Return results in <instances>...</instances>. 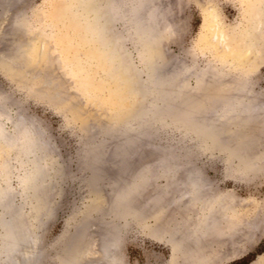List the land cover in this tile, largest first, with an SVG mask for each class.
Returning a JSON list of instances; mask_svg holds the SVG:
<instances>
[{
    "label": "rangeland",
    "instance_id": "374dc122",
    "mask_svg": "<svg viewBox=\"0 0 264 264\" xmlns=\"http://www.w3.org/2000/svg\"><path fill=\"white\" fill-rule=\"evenodd\" d=\"M4 1L7 7L0 30V54H11L12 61L16 62L13 61L15 67L3 63L4 73L0 72V93L8 98L6 109L10 116L4 118L3 126L10 132L17 117L28 118L44 143L46 157L43 166L46 167L43 169L50 175L54 171L56 174L46 177L50 189L47 194L50 210L46 217H39L35 229L40 247L37 264H56L59 258L67 256L68 245L78 247L81 241L83 243V237L88 236L95 250L88 256L93 257L96 253L99 256L98 244L100 246L102 242H99L104 240L111 226L119 229L117 250L122 264H230L262 244L264 111L250 117V120L245 115L239 116L235 123H242L240 128L236 124L231 129L225 121H216L209 109L229 94H235L239 99L240 93L237 92L244 95L252 93L254 101L264 107V0H165L163 23L169 24V31L159 33L153 39L154 52H151V46L148 47L150 49L146 47L141 34L133 32L127 24L126 15L121 10L129 0H116L120 3L121 12L114 13L115 28L124 40L120 53L124 55L130 51L131 63L141 71L139 76L142 79L145 74L141 60L147 61L149 55L156 58L157 65L173 70L172 73H184L187 88H194L197 77L201 79L203 84L197 91L210 100L200 99L197 105L195 101L194 111L198 109V113H203L199 115L196 112L195 115L198 114L196 118L203 126L214 124L211 128L215 129L217 137L206 132L207 129L196 128L189 121L187 123V120L177 117L168 122L156 118L140 121L131 117L138 104L137 94L135 88L129 87L130 80L121 78V73L135 71L127 69L126 72V67L122 69L119 64H113L112 50L105 46L107 41L102 36L104 30L92 20V16L99 15L101 10L91 13L93 9L88 0ZM11 4L13 8H21V20L24 22L20 33L14 36L15 40L19 37L28 40L25 32L31 29L35 37L30 47L31 51L35 49L34 57L40 42L45 47L43 66L41 69L34 67V73L29 74L31 79L24 76V69L23 73L20 71L25 59L11 51L10 24L14 19ZM112 6L114 8V3ZM209 7L214 9L208 11ZM214 11L221 21L222 38L213 33L211 36V31L203 27L204 15ZM256 50L260 52L256 53ZM8 67H13L12 75ZM176 85V82L172 84L171 89L178 88ZM181 93L178 101L183 103L188 93ZM217 123L222 126L220 133ZM19 150L18 146L8 147L0 143V186L6 179L12 192L11 201L18 204L21 213H25L29 204L24 202L25 196L20 193V188L27 165ZM230 150L233 155L237 152L243 162L233 157ZM159 162L175 165L173 185L167 189L170 174L166 172L165 176H154L157 178L150 179L148 186L140 189L132 200L135 206L140 207L137 216L128 219L117 214L112 217L109 214L111 188L123 186L143 164ZM154 169L158 175V168L157 171ZM194 172L205 181L207 202L212 204L223 198L225 208L212 215V224L215 219L217 225L213 224L210 231L213 232L205 233L200 239L201 245L193 246L190 240H186L180 246L185 251L183 256L174 261L176 256L171 249L174 244L168 241L169 238L173 242H182L190 234L192 223L196 224L200 216L198 205L192 204L187 197L191 186L185 183L189 174ZM94 174L99 175L95 178L99 179L97 184ZM108 182L113 183L108 187ZM96 189L102 191L99 192L102 194L101 204V199L99 202L95 199L98 195ZM177 195H182L179 204L173 203ZM152 196H159L155 204L143 205ZM158 208L161 215H158ZM176 225L182 229L177 233L173 232ZM150 228L157 233L154 234L158 239L151 235ZM189 253H194L195 257ZM258 256L249 264H264V258L256 262ZM84 258L83 262L91 261L89 257L90 260Z\"/></svg>",
    "mask_w": 264,
    "mask_h": 264
},
{
    "label": "bare ground",
    "instance_id": "6f19581e",
    "mask_svg": "<svg viewBox=\"0 0 264 264\" xmlns=\"http://www.w3.org/2000/svg\"><path fill=\"white\" fill-rule=\"evenodd\" d=\"M3 1L4 0H0V30H1V25L5 21L3 13L6 12L5 9L7 7V6L5 7L6 4H5V1L4 2ZM21 1L24 2L23 0H21ZM21 1L17 0V2H21ZM163 1H165V0H129L127 2L126 6L123 8V10H121V7L119 6L120 3H116V0H88V4L93 9V11H91V13H94L97 10L98 11L101 10V13L99 15L92 16L93 17L92 20L95 21V23L97 24L96 26H99L104 30L102 36L107 41V45H105V46H107V48H110L112 50V56L111 57H112V60L114 61L113 64H115V65L119 64V66H121L122 69H123V67L124 68L126 67V70H125L126 72L128 70H133L137 74L136 75L135 73H132V72L121 73V78L130 80L131 83H128L130 85V86L129 85L128 86L130 88H132L133 90L135 88L136 94H137L136 98H137L138 104H137L135 110L132 111L134 113L132 114L131 117L135 118V119L137 118L140 121H141V119H144V118L145 119L146 118H156V119H160L163 122H165V121L168 122L169 119L173 120L175 117H177L176 119L187 120V123L189 121V123H191V125L195 126L196 128H200V129L202 128L203 130L207 129L206 132L208 131V133L210 135H213V136L215 134V136L217 137L216 132L214 131L215 129L211 128L214 126V124L209 123V124H206V126H203L204 124L201 123L200 120L196 118V116L198 117V114L203 115V113L201 114V113L197 112L198 109H196V112L198 114L195 115L196 114V112L194 111L195 110V106H194L195 101H196L195 105H197L198 101L200 103L201 100H204L207 102L210 100L208 98L202 97V96H206V95H201V93H199V91H197L199 85L203 84V83H201L203 81L200 82L201 79L199 80L197 77L196 81H195L194 88L192 86H191L192 88H187L188 85L186 83L187 80H186V76L184 73L181 75H176L175 74V73H177L176 71L172 73L173 70L171 71L170 68H165V66H162V64L157 65V61L155 60L156 58L154 59L152 55H149L147 57V61H146V59L141 60L142 63L140 65L141 66L143 65V72L145 74V78L142 79L139 76L141 71L137 67H135L136 65H133L131 63L130 51H127V53L124 55L122 53H120V50H121L120 48L123 47L124 40H123L122 36L120 35V32H118V30L115 28L116 20L114 18V13L118 14L121 11L124 12L123 14L126 15V18L128 21L127 24L129 25V28L133 32L136 31L137 33L141 34V37L144 41V44L146 45L147 48L151 46L152 48L151 49L148 48V49H150L152 52L153 47H154L152 45L153 39H156V37L159 33L162 34L163 32L169 31V26H168L169 24L166 21H165L166 22L165 24L163 23V18H164L163 13H162ZM9 2H10V0H9ZM7 3H8V1H7ZM15 3L16 2H14L12 4H15ZM113 3H114V8L112 6ZM12 4H11V6L13 8ZM21 5H22V3L20 4V6ZM210 7L208 8V11H212V9H214V8L211 9ZM8 10H9V8H8ZM116 10H117V12H116ZM13 11H14V13H13ZM13 11H12V13H13L12 15H14V19L12 20V22L10 24L11 29H12L11 30V38H10L12 48H11V45L9 47L11 48V51L13 50L16 53H18L20 55V57H23L21 59H23V60L25 59V63H23V66H22L23 68H21L20 71L22 70L21 72L23 73V71L25 70L24 76H28V78H30L31 75L29 76V74L34 73L33 72L34 67L41 69L43 66L42 62L46 57L43 55V53H45L44 52L45 47H43V43L40 42L39 46L36 48V50H37L36 57H34L35 55H33V51L35 49L34 50L32 49V51H31L30 47L32 45V41L35 40V39H33L35 37H33L34 31H32L31 29L30 30L28 29V31L25 32L26 38L28 40H25V41L23 39L21 40V39H19L20 37L15 40L14 36H16V34L20 33L21 27L23 26L24 22L21 20V13H22L21 8L20 7H14ZM204 16L205 17H204V21H203V27L211 31L210 35L213 33V35H218L221 38L224 37V35L222 36V33H221V30H222L221 29L222 28L221 21L218 18L217 13H215V11H214L211 14H207ZM0 33H1V31H0ZM2 33H3V31H2ZM1 36H2V34L0 35V40L2 38ZM8 37H9V35H8ZM9 44H10V42H9ZM253 45H252V47H253ZM114 49H116L117 52H115L116 50L114 51ZM255 49H258V48H255ZM263 51L264 50H262V52ZM151 52L149 54H152ZM257 52H260V50H256V53ZM153 54H155V53H153ZM263 55H264V52H263ZM12 59H13V55L11 56V54H9V55L0 54V72H3V68L5 69V67H3V65H2L3 63L7 64L9 67L12 65H13V67H15L14 62H16V61L13 60L14 61L13 62ZM7 65H6V67H7ZM174 65H172V66H174ZM13 67L11 69H13ZM11 69L9 71L10 74L13 73V72H11ZM16 69L18 70L19 68H16ZM177 71H179V70H177ZM14 74H16V73H14ZM19 74H21V73H19ZM21 76H23V75L21 74ZM202 79H203V77H202ZM175 82H176V84H178V86L176 85L178 88H176L177 90L176 89L172 90L171 85L174 84ZM229 89H230V87H229ZM133 90H131V91H133ZM231 90H233V89H231ZM185 91L188 94H187V97L185 96L186 99L184 100V102L181 103L178 101V97L182 94L181 92H185ZM196 91L200 95H198L196 93ZM237 93H240L239 97L241 99L240 98L238 99L237 97H235L234 96L235 94L234 95L229 94L226 96L225 99L221 98L219 100V99L215 98L217 101L219 100L220 102L217 103L218 105H216L214 108L209 109L210 110L209 112L211 114H213V116L216 118V121L218 120V121H221L222 123H224V121H225L226 122L225 124L228 125L231 129L234 128L233 126H235L237 124V122L235 123V120L239 116L245 115L248 118V120H250V117H254V116H256V114L260 113L261 111H264L263 110L264 107L262 108L261 105L257 101H254L255 99H254V97H252V93L246 94V95H244L245 93H243V92H237ZM241 93L243 94L242 96H241ZM184 95H185V93H184ZM228 96H230V97L228 98ZM7 99L8 98L5 94L0 93V143L3 145H6L8 147L18 146V149L21 150V151L19 150L21 152L20 155L24 156L23 159H24L25 163L24 162L23 163L27 165V170L22 175L20 193L23 196H25L24 202H26V201L28 202L29 208H28L27 212L25 211V213L20 212V208H19L18 204L15 205L11 201V193L12 192H11L10 186L6 183V179H5L4 180L5 183L2 186H0V264H37V260H38V256H39V251H38V247H39L38 242L39 241H38V237H37L38 234L36 233L35 229L38 227L37 225L39 222V217L42 215H45V217H46V215L48 214V212L50 210L49 205H51V203L48 205L49 202L47 201V197H48L47 194H48V191H50V189L48 190V185L46 184V177L50 178V176L52 174H53V176L56 174H54L55 173V171H54V173H52L50 175V173L48 174V171L43 169V167L44 168L46 167V166H43L44 160L46 157L43 153V144L44 143L42 144L40 138L36 135L34 126H33L32 122L30 123L28 121V118H24L22 116L17 117L14 120V123L12 126L13 129L10 132H8L4 129V126H3L4 118L7 119V117L8 118L10 117V116H8V114H7L8 111L6 109V106L8 104ZM176 99H177V101H176ZM215 104H216V102H215ZM205 105L206 104H204V106ZM262 106H263V104H262ZM198 108H199V105H198ZM201 108H203V107H201ZM206 108H209V107H206ZM206 108H203V109L205 110ZM199 111H201V110H199ZM173 113H176V115H173ZM206 115L204 113V116H206ZM30 121H32V120H30ZM213 121H214V119H213ZM209 122H211V120ZM201 124H203V125H201ZM240 125L237 124L236 126H239V128H240ZM138 126H137V128H138ZM218 126H220V128H219V133H220V130H222L221 129L222 126L220 124H218ZM196 130H198V129H196ZM209 130H211V131H209ZM131 131L134 132L133 129H131ZM124 132H125V129H124ZM241 148H243V147H241ZM244 149H246V148H244ZM230 152L232 153L231 150H230ZM235 153H236V155H233V153H232V156L236 157L239 161L243 162V160H241V157L238 155V153L237 152H235ZM121 155H122V153H121ZM47 157H48V155H47ZM162 160H161V162H162ZM147 164L146 165L141 164L142 166L138 167L129 176L128 180L126 181V183H124L123 186L122 185L120 187L114 186L115 188H111L112 191L111 190L110 191L112 192V196H111V205H110L111 209H110L109 214L112 217L117 216V214H119V215L122 214L121 215L122 217L124 216L125 218H128V219L134 218L135 216H137L139 213L140 207L135 206L132 203V200L134 199V197L137 194H139L140 189L148 186L150 179L157 178L154 176H162L166 172V174H168V175L170 174L169 175L170 181L166 185L167 189H168V187L169 188L171 187L170 185H173L174 182L172 179H173V177L176 176L175 175V165L173 163L170 162V163H166V164H160V162H159L158 164L156 163L153 165H151V164L147 165ZM153 167L155 168L154 169L155 171H157V168H158V175H156L155 172H153ZM56 169L57 168L55 167V170ZM58 170H60V169L58 168ZM96 176H99V175H95L94 179L96 178ZM97 179H98V177H97ZM97 179L94 180L96 182V184L98 183ZM47 181H48V179H47ZM109 183L110 182H108V185H106L107 183L105 185L109 187ZM112 183H110V185ZM185 183H188L191 186L190 191L187 192V197H188L189 201L192 202V204L198 205L200 216H199V220L197 221L196 224L192 223V227H190V231H189L190 234L188 235V237H186L187 239L185 238L182 242L176 241V240H175L176 242H173V240H171L170 235H169L170 238L167 237V238H169V240L168 239L167 240L172 241V243L174 244V246H172V248H171L172 250H174L173 254L176 256L174 258V261H176L179 257H181V255L183 256L185 251L181 250L180 246L184 245L183 242H185L186 240L191 241L190 245H193V246L201 245L200 239L204 235H206L205 233H207V232L209 234L212 233L213 231L210 232L212 230L211 227L213 224L214 225L216 224L215 222H217V221H214L215 219H213L214 223L212 224V221H211V219L213 218L212 215L214 213H216V211L218 209L225 208V202H224L223 198H221L220 201H217V202L214 201L216 203H212L210 201L212 203V204H210L207 202V196L208 195H206L205 189H204L205 181L203 180V178L201 179V177H199L197 174H195V172H194V174L193 173L189 174ZM51 184H49V185H51ZM103 184H104V182H103ZM96 188H97V185H96ZM100 189H101V186H100ZM52 190H53V188H52ZM101 190L96 189L95 191L97 193L94 191L96 194H98L97 197L95 195V197H96L95 199H98V202L101 199L100 204L103 202L102 197H101L102 194L100 195V193H99ZM110 191H109V193H110ZM164 194H166V193H164ZM181 196L180 195L175 196L173 199V203L179 204L180 200H181ZM157 197H159V196H152V197L147 198L144 201L143 205H145V204L150 205V206L154 205L155 202L157 201L156 200ZM182 199H184V198H182ZM51 202H52V200H51ZM96 203H97V201H96ZM100 204H99V207L101 206ZM159 208H161V207H159ZM159 208L157 209V211L159 210ZM96 211H98V210H96ZM158 215H161L160 210H159ZM42 220H43V218H42ZM41 224L43 225V221ZM41 224L39 225L40 227H41ZM174 228H173L174 229L173 232H176V233H177V231L182 230L180 225H178V226L176 225V227H174ZM152 230H153V228H150L151 235H154L157 238L158 235H155L157 233H155L154 230L153 231ZM188 230H189V228H188ZM118 232H119L118 226L117 227L111 226L110 231L108 232L107 235H105L104 240H101L102 238L100 239L101 241L99 243H101V242L102 243L100 244V246L98 244L99 248L97 247L100 251V252L98 251L100 254L99 256H97V253L95 255H93V257L88 256L92 253H95V250L93 251V249H92L91 243H89L90 240H89V238H88L89 236H88V237H83L84 238L83 243H82V241L80 243V240H79L80 244L78 247H75L74 245H68L66 247V255L67 256H65V258H62V259L59 258L58 261L56 262V264H122V261L118 255V250H117V243L119 240ZM80 239H82V237ZM192 242L194 244H192ZM197 243H200V244H197ZM201 248H202V246H201ZM199 250H200V247H199ZM214 250H216V249H214ZM67 252H68V254H67ZM190 252H192V251H190ZM189 254H190V256L195 257V256H193L194 253H192L193 255H191V253H189ZM86 256H88L91 259V261L83 262L82 261L83 257H85L84 259H86V258L88 259V257H86ZM94 256H96V257L94 258ZM199 257H201V256H199ZM93 258H94V260H93ZM263 258H264V253L258 256V260L256 262L257 263L261 262ZM90 259H88V260H90ZM196 263H199V262H196Z\"/></svg>",
    "mask_w": 264,
    "mask_h": 264
},
{
    "label": "trees",
    "instance_id": "16d2710c",
    "mask_svg": "<svg viewBox=\"0 0 264 264\" xmlns=\"http://www.w3.org/2000/svg\"><path fill=\"white\" fill-rule=\"evenodd\" d=\"M263 252H264V241L262 242V244H259V246L253 252H249L245 254L241 258L232 261L230 264H249L258 255L262 254Z\"/></svg>",
    "mask_w": 264,
    "mask_h": 264
}]
</instances>
